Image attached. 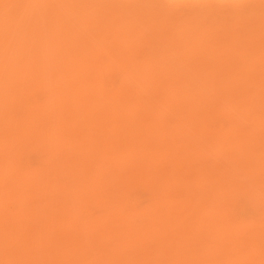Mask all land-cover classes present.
<instances>
[{
    "label": "rangeland",
    "instance_id": "rangeland-1",
    "mask_svg": "<svg viewBox=\"0 0 264 264\" xmlns=\"http://www.w3.org/2000/svg\"><path fill=\"white\" fill-rule=\"evenodd\" d=\"M136 1L129 0L130 3L133 2L132 4L126 0L110 2L115 4L113 7L122 6V4L126 7L129 4L132 5L133 11L128 12H135V6L140 8V11H144L143 8H147L146 6L152 7L146 5L148 0ZM161 1L159 8L152 7L158 10L157 13L156 11L154 14L148 13L152 18L156 16L155 14L158 16L163 14V16L160 15V18L156 16L158 20L155 18V21L152 20L154 25H151V28H149L151 23L148 22L151 18L147 14L141 15L142 17L148 16L146 18L148 23L142 18L144 25H141L140 19L137 20V17H141L133 16V14H130L131 17H127L128 20L133 19V22H127L125 16H118L119 19L115 21L111 19L112 17L115 19L114 13L111 14V17L109 11L110 16L103 18L105 11L103 6H99L95 7L97 10L94 9V13L88 17L89 20L87 18L86 22L83 21L86 26L79 18L77 20L65 12L60 16L62 20L60 18L57 19L58 21L54 20V31H51V23L47 22L49 21L48 17H44L49 11L48 7L41 10L35 4L36 6L29 7L31 9L27 8L28 18L22 20L19 18L21 15L17 14L8 20L7 18L11 17V11L7 10L17 6L20 0H0V7L3 8L2 11L0 10V17L2 16L0 18V35L2 36L0 48L5 45L3 49H0L1 52L4 50L0 54V109L2 110H0V143L4 142L5 144L3 146L0 144V148L2 147V151L0 150V154L2 153L0 155V215L3 212L0 216V264H62L65 260L71 262L70 264H250V262L251 264H264V0H253L243 4L239 0H230L232 5L229 7L223 9L212 7L213 10L210 11L206 9L209 0H204V2L201 0ZM59 3L64 5L63 1H59ZM60 4H58L59 11L62 7L65 9L67 6L65 4V7L63 5L61 7ZM162 4L169 5V7ZM3 12L7 17H4ZM40 12L41 16L39 17ZM43 14L45 15L43 16ZM190 14L191 16H189ZM36 15L38 18L35 17L33 21L32 18ZM97 17L99 19L96 24H92ZM109 17H111L110 20H108ZM39 18L41 20L43 18L45 21L42 23L43 20L41 21ZM65 18L67 21L63 20ZM191 21L192 24H189ZM99 22L105 25L107 22V28ZM112 22L113 24L110 25ZM32 24L33 26L37 24V27H32L34 30L29 31ZM39 24H41V28L38 26ZM195 24H201V28ZM26 26H29V30ZM60 26L71 29L66 31L65 37L64 33L67 29L64 30ZM81 26L84 29L80 28ZM11 27L16 31L12 29L10 31ZM92 27L95 28L93 31ZM126 27L127 29L131 28L130 33L125 31ZM60 29L64 33L60 32ZM161 29L164 31L159 32ZM75 30L78 31L75 32ZM118 30L122 32H118ZM73 31L79 33L78 36ZM24 32L26 36L22 35ZM142 32L146 33L145 38L141 34ZM9 33H13L15 36ZM60 33L63 39L58 36ZM35 35L37 38L34 37ZM124 35L127 40L123 39ZM216 35L218 41L215 40ZM93 36L94 38H92ZM67 37H69L68 41H66ZM71 37L78 38L79 41L73 40ZM95 37L99 38L96 40ZM200 37L201 39L206 38L205 41H202ZM10 38L13 39L12 43L6 44V40ZM210 39L211 43H209ZM36 40V43L41 41L44 43L40 55L32 49ZM59 41L61 45L58 43ZM163 41L167 44L166 46L164 43L162 46L161 42ZM68 42L71 44L68 45ZM52 43L59 44V47L64 46L65 50L66 47L71 48L73 45H77L74 50L82 48L81 54L73 61L76 66L75 63H71L66 67L72 66V69L64 67L63 64L68 62L65 59V54L69 56L70 51L64 50L65 54L56 55L52 52ZM21 45H28L30 50L25 47L21 48ZM193 46L198 47L196 53H194ZM236 47H239L240 50H236ZM218 48L220 49L218 50ZM17 49L22 50L20 52ZM129 49H131L130 52H128ZM186 49L189 51L187 52ZM6 53L8 57H6ZM246 53H249L248 56ZM199 54H201L200 57H198ZM236 55L243 59L241 60L240 57L238 59ZM4 56L6 58L2 59ZM24 56L27 58H23ZM167 57L170 66L166 61ZM210 57L213 58L210 60ZM62 58L63 61L60 63ZM179 58L187 59V61L183 59L185 62L183 63ZM191 58L193 62L188 61ZM150 59H152V63H150ZM161 60H163V64ZM180 61L181 64H179ZM157 62H160L161 65L159 66ZM213 62L214 64H212ZM258 62L263 64L259 63V65ZM144 63L151 64H148L151 74L146 73V67H143ZM4 64L7 66L9 64L8 69L7 66L4 68ZM142 64L143 66H141ZM137 65L141 67L139 68ZM210 65L212 67H209ZM82 66L87 69L85 70ZM193 67L195 68L193 69ZM158 68L165 70L163 76L158 74ZM169 72L176 73L171 76ZM16 74L18 77L15 76ZM63 77L68 79H63ZM2 80L4 81L2 82ZM64 80L66 81L64 82ZM28 81L31 82L23 85ZM84 81L86 83H82ZM162 82L165 84L162 85ZM74 90L76 91L73 92ZM74 98L76 101L72 100ZM56 108H58L57 111L54 110ZM115 110L117 114L114 113ZM36 113H40L44 117H39L37 121ZM45 114L47 118H45ZM48 114L51 117L53 115L55 119L58 115L59 120L57 118V121L59 122L55 125L56 127L53 125L56 120L48 118ZM68 114L70 117L75 115L73 118L75 123L70 125L69 122H66L61 125L60 118L65 120ZM32 117L36 119L34 122ZM40 120L43 121V124L40 123ZM31 122L33 123L31 124ZM46 122H50V125L47 124V126ZM35 123L39 126L38 128ZM33 124L34 127L31 126ZM40 124L42 125L40 126ZM13 127L18 128L15 129L18 131H13ZM49 131V134H52V139H49L51 136L48 134ZM20 139L25 141L23 145L20 144L23 142ZM14 142L15 144L12 145ZM103 151L107 152L106 155ZM3 154L5 157L2 156ZM103 154L105 156L109 154L110 160L106 159L108 157H102ZM101 160L102 162H100ZM9 162L11 165L8 164ZM64 162H68V164ZM3 164L5 165L3 166ZM4 177L8 179L5 180ZM216 179L223 182L218 183ZM83 183L85 185L82 186ZM8 184L10 186H7ZM15 185L17 187H14ZM110 185H112L111 188H109ZM20 188H22L21 191ZM5 196L6 198H4ZM216 199L218 202L214 203L217 201ZM58 200H61V204ZM62 205L63 207H61ZM160 209L164 210L158 211ZM32 211L34 212L32 213ZM47 212L48 214L50 212V217L45 215ZM152 213L154 218L151 217ZM44 215L46 217H43ZM158 215L160 216L156 217ZM166 215L172 218L170 219ZM151 218L155 221L153 220V222ZM202 219L203 221H201ZM44 220H47L48 223ZM168 220L173 223L176 231L173 230V226ZM160 221L163 223L162 227H160ZM197 221L199 223L194 224ZM152 222L155 224L152 225ZM167 222L168 226L171 225L169 230L166 229ZM213 222L217 224L214 225ZM90 226H95V228H91L93 231H90ZM193 228L197 230L195 231ZM220 228H222L221 231H219ZM56 229L57 231H55ZM204 230L207 232L205 233ZM217 231L219 235L216 237ZM49 233L54 235L53 241L51 240L52 235ZM155 233L158 238H155L156 236L154 238L157 241L153 238ZM62 235H64V239ZM73 236H77V238L74 237L77 243L73 242ZM211 236H215L216 239L214 240ZM21 238L25 239L24 244H22L24 240ZM159 238L162 239L159 241ZM166 238L170 241H167ZM28 239L31 240L29 243ZM54 239H58V242ZM232 241H234L233 244ZM159 243L160 245L156 248V244ZM70 246H74V248ZM26 247L27 250H25ZM62 248L63 250H61ZM51 250L52 253L55 251L50 255ZM135 251L140 254H136ZM108 252L114 255L110 257ZM77 253L81 254V257ZM41 255L43 259H41ZM91 256H95V261ZM113 256H115L114 260ZM35 257L38 262L34 259ZM97 257L100 261L104 260L100 262ZM239 259L242 263L239 262ZM31 260L33 261L31 262ZM108 260L109 262H107ZM89 261L91 262L89 263Z\"/></svg>",
    "mask_w": 264,
    "mask_h": 264
},
{
    "label": "bare ground",
    "instance_id": "bare-ground-1",
    "mask_svg": "<svg viewBox=\"0 0 264 264\" xmlns=\"http://www.w3.org/2000/svg\"><path fill=\"white\" fill-rule=\"evenodd\" d=\"M1 1H2V0H1ZM3 1H4V0H3ZM5 1H6V0H5ZM16 1H18V0H16ZM59 1H63V2H64V5H65V4L67 5L65 9L62 7L63 4H62V3L60 4ZM110 1H113V0H58V2H57V0H20V2L18 3L17 6H15L13 9L11 8V9H8V10H7V11H9V10L11 11V17L9 16L10 18H7V19L9 20V19H11V18H14V16H17V14H20V15H21L19 18L22 19V20L28 18V17H27V8H28V9H31V8H29V7H32V5H33V7L36 6V5H38V6H39V9H41V10H45L46 7H48L49 11H47V14H46V15L43 14V16L45 15L44 17H48V20H49V21H47V22H48V23H49V22L51 23V24H50V27L52 28L51 31H54V30H53L54 25H55V23H54L55 21H54V20H55V19L57 20L58 18H60V16H62V13L68 12L69 15H72V16H73L74 18H76V19L79 18V19L82 21V23L85 24V23H84V22H86L85 20H86L89 16H91V15L94 13V9H95V7L98 8L99 6H101V7L103 6V9H104V11H105V14H103V15H104L103 18H104V17H107V16H110L112 13H114V18H115V19H113L112 15H111L112 18L109 17L108 20H110V18H111L112 20H115V21H116V20L119 19L118 16H120V17H121V16H122V17L125 16V18H127V17H131L130 14H133V16H140L141 18L137 17V18H138L137 20L139 21V19H140L142 24H141L140 22H139V24L144 25L143 22H142V20L145 19L146 22H147V19H146V18L149 16V18H151V20L148 21V22L151 23V24L149 25L150 27L147 25V28H148V27L151 28V25H154V24H153L154 22H152V20L155 21V19H157L156 16H157L158 18H160V15L162 14V13H161L159 16H158L157 14H155L156 16L153 15L155 19L152 18V17H150V14H154L155 11H156V13H157L158 10H157L156 8H159V7H160L159 5H160V3H162L161 0H148V2L146 3V5H150V6H152V7H156V8H152V7L146 6L147 8H145V7L143 8V9H145L146 11H145V10H144V11H140V10H139L140 8H138V7H136L135 5H133V6H135V12H128V11H131L132 8H133L132 5L130 6V4H132L133 2L130 3L129 0H126L128 3H130L129 6H127V7H126L125 5H123V4H122V6H121V5H118L117 7H113V6H115V4L113 5V3L110 2ZM124 1H125V0H124ZM130 1H131V0H130ZM134 1L137 2L136 0H134ZM163 1H164V0H163ZM251 1H253V0H239V2H242L241 4H243V3H247V2L250 3ZM127 2H126V4H128ZM138 2H139V1H138ZM167 2H168V1H167ZM170 2H171V1H170ZM201 2H204V0H201ZM1 3H2V2H1ZM10 3H11V2H10ZM122 3H124V2H122ZM141 3H142V2H141ZM5 4H7V3H5ZM35 4H36V5H35ZM58 4H60L61 7L63 8V9L61 8L62 10L60 9V11L58 10ZM139 4H140V2H139ZM174 4H176V3H174ZM181 4H182V3H181ZM204 4H206V3H204ZM12 5H13V3H12ZM14 5H15V4H14ZM64 5H63V6H64ZM142 5H143V4H142ZM162 5H165L166 7H167V6L169 7V5H166V4H162ZM162 5H161V6H162ZM171 5H172V4H171ZM171 5H170V6H171ZM206 5H207V6H206V9H207L208 11H210V10H213V8H215V7L219 8V9H223V8L229 7V6L232 5V4L230 3V0H209V1L207 2ZM2 6H4V5L2 4ZM143 6H144V5H143ZM165 6H164V7H165ZM12 7H13V6H12ZM64 7H65V6H64ZM112 7H113V9H112ZM162 7H163V6H162ZM212 7H213V8H212ZM115 8H117V9H115ZM2 9H3V8H2ZM2 9H1V7H0V10H1V11H2ZM32 9H33V8H32ZM37 9H38V8H37ZM133 9H134V8H133ZM41 10H40V11H41ZM96 10H97V9H95V11H96ZM124 10L127 11V12L125 11V13H127V14L123 13ZM147 10H148V11H147ZM207 10H205V11H207ZM7 11H6V12H7ZM104 11H103V12H104ZM108 11H109L110 15L108 14ZM132 11H133V10H132ZM200 11H201V10H200ZM30 12H31V10H30ZM36 12H37V11H36ZM38 12H39V11H38ZM161 12H162V11H161ZM3 13H4V12H3ZM42 13H43V12H42ZM95 13H96V12H95ZM148 13H150V14L148 15ZM159 13H160V12H159ZM201 13H202V12H201ZM35 14H36V13H35ZM40 14H41V12H40L39 15H38L39 17L41 16ZM142 14H147L148 16H147V17H142V16H141ZM165 14H166V13H165ZM32 15H33V14H32ZM192 15H193V14H192ZM162 16H163V14H162ZM189 16H191V14H190ZM1 17H2V16H1ZM1 17H0V18H1ZM4 17H7V16H5V13H4ZM35 17L38 18L37 15H36V16H34V17L32 18V20H33ZM67 17H68V16H67ZM98 17H100V15H98ZM98 17H97V19H95V20L92 22V24H96L97 20L99 19ZM197 17H198V16H197ZM92 18H93V17H92ZM101 18H102V17H101ZM142 18H143V19H142ZM39 19L41 20V18H39ZM46 19H47V18H46ZM60 19L62 20V18H60ZM68 19H69V18H68ZM129 19H130V18H129ZM13 20H14V19H13ZM27 20H28V19H27ZM34 20H35V19H34ZM34 20H33V21H34ZM42 20H43V18H42ZM42 20H41V21H42ZM63 20H66V21H67V18H65V19H63ZM72 20H73V19H72ZM77 20H78V19H77ZM88 20H89V18H88ZM92 20H93V19H92ZM102 20L104 21V19H102ZM105 20H106V19H105ZM137 20H135V21H137ZM157 20H158V19H157ZM6 21H7V20H6ZM16 21H17V20H16ZM41 21H40V22H41ZM44 21H45V20H43L42 23H43ZM57 21H58V20H57ZM83 21H84V22H83ZM121 21H122V20H121ZM126 21L130 23V22H133V19H132V20H128V18H127ZM235 21H236V20H235ZM3 22H4V20H3ZM9 22H10V21H8V23H9ZM24 22H26V21H24ZM24 22H23V23H24ZM31 22H32V21H31ZM36 22H38V21H36ZM47 22H45V23H47ZM72 22H73V21H72ZM88 22H89V21H88ZM107 22H108V24H109V21H107ZM107 22H105L106 25H107ZM148 22H147V23H148ZM156 22H157V21H156ZM161 22H163V21H161ZM161 22H160V25L162 24ZM247 22H248V21H247ZM260 22H261V21H260ZM0 23H1V22H0ZM10 23H11V22H10ZM17 23H18V22H17ZM21 23H22V22H21ZM57 23H58V22H57ZM99 23H100V22H99ZM115 23H116V25H117V22H115ZM124 23H125V22H124ZM134 23H135V22H134ZM144 23H145V21H144ZM195 23H196V20H195ZM199 23H200V22H199ZM202 23H203V22H202ZM202 23H201V24H202ZM14 24H16V23H14ZM37 24H38V23H37ZM37 24H35L34 26H33V24H32L30 30L28 29L29 26H26V28H27L29 31H32V30H34L33 28H34L35 26L37 27ZM60 24H61V21H60ZM71 24H73V23H71ZM83 24H82V25H83ZM100 24L103 25L104 23L101 22ZM111 24H113V22L110 23V25H111ZM126 24H128V23H126ZM126 24H124V25L127 26ZM131 24H132V23H131ZM189 24H192V21H191V23H189ZM201 24H200V25H199V24H198V25L195 24V25H197V27L199 26V27L201 28ZM203 24H204V23H203ZM5 25H6V24H5ZM21 25H22V24H21ZM26 25H27V24H26ZM28 25H29V24H28ZM47 25H49V24H47ZM47 25H46V26H47ZM69 25H70V24H69ZM106 25L104 24L103 26H104L105 28H107ZM155 25H156V24H155ZM158 25H159V24H158ZM179 25H180V24H179ZM235 25H236V22H235ZM12 26H13V25H12ZM16 26H17V25H16ZM19 26H20V25H19ZM38 26L41 28V24H39ZM63 26L66 27V25H63ZM63 26H60V27L63 28ZM83 26H84V25H83ZM83 26H81L80 28H83V29H84ZM85 26H86V24H85ZM89 26H90V25H89ZM112 26L115 27V25H112ZM118 26H119V25H118ZM135 26H136V24H135ZM145 26H146V25H145ZM162 26H163V25H162ZM202 26H203V25H202ZM253 26H254V25H253ZM9 27H10V26H9ZM21 27L23 28V25H22ZM32 27H33V28H32ZM36 27H35V28H36ZM42 27H43V26H42ZM67 27H69V26H67ZM70 27H71V25H70ZM70 27H69L68 29H67V28H63L64 30L67 29V30H65V33H64V31H61L62 28L60 29V32H62V33L65 34L64 37L67 35V34H66V31L71 30ZM78 27H79V25H78ZM93 27H95V25H93ZM93 27H92V29H91L92 31L95 29V28L93 29ZM109 27H110V26L108 25V28H109ZM116 27H117V26H116ZM129 27H130V26H129ZM153 27H154V26H153ZM160 27H161V26H160ZM185 27H186V26H185ZM190 27H191V26H190ZM195 27H196V26H195ZM203 27H204V26H203ZM203 27H202V28H203ZM2 28H3V27H2ZM12 28H13V27H11L9 30L11 31ZM45 28H46V27H45ZM89 28H90V27H89ZM99 28H100V27H99ZM105 28H103V29H105ZM117 28H118V27H117ZM120 28L122 29V26H120ZM123 28H125V27H123ZM154 28H155V27H154ZM161 28H163V27H161ZM167 28H168V27H167ZM167 28H166V29H167ZM180 28H181V27H180ZM182 28H183V27H182ZM42 29H43V28H42ZM63 29H62V30H63ZM129 29H130V30H129ZM133 29H134V27H133ZM156 29H157V28H156ZM192 29H193V28H192ZM195 29H196V28H195ZM198 29H199V28H198ZM12 30H14V29H12ZM28 30H27V31H28ZM37 30H39V29H37ZM78 30H79V29H78ZM78 30H75V32L78 31ZM88 30H89V29H88ZM99 30H100V29H99ZM108 30H110V29H108ZM124 30H125V29H124ZM188 30H191V29H188ZM201 30H202V29H201ZM203 30H205V27H204ZM248 30H249V28H248ZM248 30H247V31H248ZM14 31H16V30H14ZM14 31H13V32H14ZM22 31H23V30H22ZM120 31H121V30H120ZM120 31L118 30V32H120ZM125 31H128V33H130V32H131V28H128V29H127V27H126V30H125ZM156 31H157V30H156ZM156 31H155V32H156ZM161 31H164V30H163V29L159 30V32H161ZM165 31H166V30H165ZM183 31H184V30H183ZM208 31H209V30H208ZM211 31H214V30L211 29ZM211 31H210V32H211ZM235 31H236V30H235ZM3 32H4V30H3ZM3 32H2V34H3ZM5 32H6V29H5ZM5 32H4V33H5ZM8 32H9V31H8ZM43 32H44V30H43ZM73 32H74V31H73ZM75 32H74V34H77V33H75ZM94 32H95V31H94ZM107 32H108V31L106 30V33H107ZM116 32H117V31H116ZM121 32H122V31H121ZM159 32H158V33H159ZM176 32L178 33L179 30L176 31ZM185 32H187V31H185ZM205 32H206V31H205ZM210 32H209V33H210ZM28 33H29V32H28ZM28 33H27V34H28ZM40 33H41V31H40ZM45 33H46V32H45ZM82 33H83V32H82ZM106 33H105V34H106ZM139 33H140V32H139ZM158 33H156V34H158ZM166 33H167V31H166ZM190 33H191V32H190ZM245 33H246V32H245ZM245 33H244V34H245ZM9 34H10V33H9ZM23 34L25 35V32L22 33V35H23ZM31 34H32V33H31ZM47 34H49V33H47ZM78 34H79V33H78ZM78 34H77V36H78ZM105 34H104V35H105ZM116 34H119V33H116ZM137 34H138V33H137ZM141 34L144 36L146 33L142 32ZM206 34H208V33H206ZM206 34H205V36H206ZM216 34H218V33H216ZM5 35H6V34H5ZM10 35L15 36V35H13V33H11ZM39 35H44V34H39ZM45 35H46V34H45ZM45 35H44V36H45ZM49 35H50V34H49ZM57 35H58V34H57ZM98 35H100V34H98ZM101 35H102V33H101ZM101 35H100V36H101ZM121 35H122V34H121ZM121 35H120V36H121ZM142 35H141V37H142ZM188 35H190V34L188 33ZM193 35H194V32H193ZM197 35H198V34H197ZM201 35H202V34H201ZM213 35H215V34H213ZM25 36H26V35H25ZM28 36H29V35H28ZM58 36H61L60 38L63 39L61 33H60V35H58ZM68 36H69V35H68ZM71 36H72V34H71ZM77 36H76V37H77ZM115 36H116V35H115ZM125 36H126V35H124L123 39L125 38ZM137 36H138V35H137ZM149 36H150V35H149ZM159 36H161V35H159ZM179 36H180V35H179ZM182 36H183V35H182ZM203 36H204V35H203ZM208 36H209V35H208ZM210 36H211V35H210ZM3 37H4V36H3ZM18 37H19V36H18ZM34 37L37 38L36 35H35ZM53 37H54V36H53ZM89 37H90V36H89ZM89 37H88V38H89ZM112 37L115 38L113 35H112ZM116 37L118 38L119 36H116ZM161 37L163 38V36H161ZM194 37H195V36H194ZM201 37H202V36H201ZM201 37H200V39H201ZM215 37H216L215 40L218 41L219 39H217V35H216ZM245 37H246V35H245ZM1 38H2V36L0 35V39H1ZM71 38H72V37H71ZM81 38H82V37H81ZM92 38H94V36H93ZM96 38H99V37H95V39H96ZM100 38H101V37H100ZM108 38H109V37H108ZM110 38H111V36H110ZM138 38H139V37H138ZM144 38H145V36H144ZM187 38H188V36H187ZM208 38H209V37H208ZM239 38H240V37H239ZM19 39H20V38H19ZM26 39H27V38H26ZM42 39H43V38H42ZM72 39H73V40L77 39V40L79 41L78 38H74V37H73ZM115 39H116V38H115ZM118 39H120V38H118ZM125 39L127 40V37H126ZM190 39H191V38H189V40H190ZM194 39H195V38H194ZM205 39H206V38H205ZM205 39L202 38L201 40H202V41H205ZM211 39H212V37H211ZM211 39H210L209 43H211ZM220 39H221V38H220ZM237 39H238V37H237ZM8 40H9V41L11 40V42H9ZM43 40H44V39H43ZM51 40H52V39H51ZM68 40H69V37H67V40H66V41H68ZM73 40H71V42L74 43ZM96 40H97V39H96ZM116 40H117V39H116ZM128 40H129V38H128ZM176 40H177V39H176ZM180 40H181V39H180ZM184 40H185V39H184ZM191 40H192V39H191ZM233 40H234V39H233ZM240 40H241V39H240ZM1 41H2V40H1ZM6 41H7V42H6ZM6 41H5L6 44H10V43H12L13 39L10 38V39H7ZM54 41H55V40H54ZM54 41H53V42H54ZM78 41H77V42H78ZM81 41H82V40H81ZM91 41H92V40H91ZM129 41H130V40H129ZM177 41H178V40H177ZM182 41H183V40H182ZM185 41H186V40H185ZM221 41H222V40H221ZM221 41H220V42H221ZM236 41H237V40H236ZM248 41H249V40H247V42H248ZM18 42H19V40H18ZM23 42H24V40H23ZM36 42H37V40L35 41V43H36ZM55 42H56V41H55ZM61 42H62V40H61ZM84 42H85V41H84ZM84 42H83V43H84ZM87 42H88V41H87ZM15 43H16V42H15ZM58 43H60V41H59ZM63 43H64V42H63ZM63 43H62V44H63ZM161 43H162V46H164V45L166 46V45H167V44H165L164 41L161 42ZM163 43H164V45H163ZM183 43H184V42H183ZM186 43H187V42H186ZM204 43H205V42H204ZM213 43H214V42H213ZM241 43H242V42H241ZM245 43H246V42H245ZM248 43H249V42H248ZM252 43H253V41H252ZM16 44H17V43H16ZM18 44H19V43H18ZM21 44H22V43H21ZM43 44H44L43 41H41V42H39V43H36V44H33V48H32V49H33L34 51H36V52L40 55V50H41V47H42ZM69 44H71V43L68 42V45H69ZM95 44H96V41H95ZM121 44H122V43H121ZM146 44H147V43H146ZM194 44H195V43H194ZM194 44H193V45H194ZM205 44H206V43H205ZM217 44H218V43H217ZM22 45H23V44H22ZM22 45H21V48H22V47H25V48H28V50H30V47H29L28 45H26V46H22ZM52 45H53V46H52ZM52 45H51L52 48H53L52 52H54L56 55H63V54H65V53H64L65 51H70L69 54L72 55V56H71V58H69L70 55L68 56V55L65 54V59H66L68 62H66L65 64H63L64 67H66V65H71V63H75V62H73V61H75V59H77L78 55L81 54V53H80V50H81L82 48H80V49L78 48V49L74 50V49L77 47V45H76V46L73 45L71 48H70V47H66V50L64 49V46L59 47V44H57V43H52ZM60 45H61V43H60ZM65 45H66V44H65ZM91 45H92V44H91ZM122 45H123V44H122ZM124 45H125V44H124ZM181 45H182V44H181ZM186 45H187V44H186ZM190 45H191V42H190L189 46H190ZM196 45H197V44H196ZM211 45H213V44H211ZM214 45H215V44H214ZM237 45H238V44H237ZM244 45H245V44H244ZM31 46H32V45H31ZM88 46H89V45H88ZM224 46L226 47V45H224ZM234 46H235V45H234ZM242 46H243V45H242ZM4 47H5V45H4ZM4 47H3V48H4ZM12 47H13V46H12ZM130 47H131V46H130ZM160 47H161V45H160ZM174 47H175V46H174ZM179 47H180V45H179ZM215 47H216V46H215ZM239 47H240V45H239ZM239 47H238V48L236 47V48H237L236 50H238ZM3 48H0V49H3ZM9 48H11V47H9ZM88 48H89V47H88ZM132 48H133V46H132ZM132 48H131V49H132ZM172 48H173V47H172ZM192 48H193V50H195L194 53H196V51H197L196 49H197L198 47H197V46H193ZM246 48H247V46H246ZM246 48L244 47V49H246ZM251 48H253V47H251ZM126 49L128 50V48H126ZM131 49H129L128 52H130ZM174 49H175V48H174ZM182 49H183V48H182ZM184 49H185V47H184ZM219 49H220V48H218V50H219ZM222 49H223V47H222ZM231 49H232V48H231ZM248 49H249V48H248ZM254 49H255V48H254ZM17 50H19V51L21 52L22 49H17ZM33 50H32V51H33ZM64 50H65V51H64ZM86 50H87V49H86ZM186 50H187V49H186ZM239 50H240V49H239ZM239 50H238V51H239ZM6 51H8V50L6 49ZM188 51H189V50H187V52H188ZM198 51H199V50H198ZM200 51H201V50H200ZM215 51H216V49H215ZM221 51H222V50H221ZM223 51H224V49H223ZM229 51H230V50H229ZM232 51H233V50H232ZM232 51H231V52H232ZM245 51H246V50H245ZM259 51H260V50H259ZM2 52H4V50H3ZM2 52L0 51V54H1ZM8 52H10V51H8ZM17 52H18V51H17ZM24 52H25V51H24ZM36 52H33V53H36ZM92 52H93V51H92ZM125 52H126V51H125ZM174 52H176V51H174ZM177 52H179V51H177ZM202 52H205V51H202ZM202 52H201V53H202ZM231 52H230V54H231ZM236 52H237V51H236ZM241 52H242V51H241ZM243 52H244V51H243ZM252 52H253V51H252ZM255 52H256V51H255ZM18 53H19V52H18ZM82 53H83V50H82ZM183 53H184V52H183ZM185 53H186V52H185ZM197 53H198V52H197ZM233 53H234V52H233ZM29 54H30V53H29ZM92 54H93V53H92ZM92 54H91V56H92ZM162 54H164V53H162ZM237 54H238V53H237ZM246 54H247V56H248L249 53H246ZM3 55H5V54H3ZM6 55H7V53H6ZM9 55H10V54H9ZM11 55H12V54H11ZM13 55H14V54H13ZM15 55H16V54H15ZM17 55H18V54H17ZM87 55H88V54H87ZM87 55H86V56H87ZM126 55H128V54H126ZM164 55H166V54H164ZM185 55H186V54H185ZM200 55H201V54H199V56H198V55H197V56L200 57ZM225 55H227V54H225ZM234 55H235V54H234ZM240 55H242V54L240 53ZM30 56H31V55H30ZM84 56H85V55H84ZM128 56H129V55H128ZM161 56H162V55H161ZM166 56H167V55H166ZM170 56H171V55H170ZM181 56H182V54H181ZM214 56H215V55H214ZM231 56H232V55H231ZM236 56H237V55H236ZM254 56H255V53H254ZM6 57H8V55H7ZM6 57L4 56V57H2V59H3V58H6ZM14 57H15V56H14ZM19 57H20V55H19ZM34 57H35V56H34ZM89 57H90V56H89ZM129 57H130V56H129ZM163 57H164V56H163ZM185 57H186V56H185ZM192 57H193V55H192ZM198 57H197V58H198ZM218 57H220V56H218ZM228 57H230V56H228ZM237 57H238V56H237ZM237 57H236V60H237ZM239 57L241 58V60L243 59L241 56H239ZM239 57H238V59H239ZM243 57H244V56H243ZM15 58H16V57H15ZM23 58H27V57L24 56ZM167 58H168V57H167ZM167 58H166V61H167V63L169 64V58H168V60H167ZM187 58H190V57H187ZM193 58H194V57H193ZM212 58H213V57H212ZM212 58L210 57L209 59L211 60ZM250 58H251V57H250ZM0 59H1V57H0ZM58 59H59V58H58ZM82 59H84V58H82ZM179 59L181 60V58H179ZM183 59H184V58H183ZM183 59L181 60L182 62H183ZM229 59H231V58H229ZM245 59H246V58H245ZM5 60H6V59H4V61H5ZM17 60H18V59H17ZM20 60H21V59H20ZM66 60H65V61H66ZM151 60H152V59H150V63H152ZM174 60H175V59H174ZM177 60H178V59H177ZM185 60L187 61V59H184V61H185ZM202 60H203V59H202ZM206 60H207V59H206ZM206 60H205V62H206ZM223 60H225V59H223ZM263 60H264V59H263ZM263 60H262V61H263ZM0 61H1V60H0ZM7 61H8V60H7ZM56 61H57V60H56ZM62 61H63V58H62V60L60 61V63H61ZM162 61H163V60H161V62H162ZM181 61H180L179 64L182 63ZM188 61H189V62L192 61V58L189 59ZM197 61H198V60H197ZM239 61H240V60H239ZM249 61H250V60H249ZM13 62H15V61H13ZM13 62H12V63H13ZM18 62H19V61H18ZM18 62H17V63H18ZM22 62L24 63V60H23ZM170 62H171V60H170ZM177 62H178V61H177ZM177 62H176V63H177ZM192 62H193V61H192ZM198 62H199V61H198ZM240 62H241V61H240ZM255 62H256V61H255ZM255 62H254V63H255ZM158 63H159V66H160L161 63H160V62H157V64H158ZM165 63H166V62H165ZM173 63H174V62H173ZM173 63H172V64H173ZM183 63H185V62H183ZM187 63H188V62H187ZM187 63H186V64H187ZM208 63H209V62H208ZM235 63H236V61H235ZM243 63H244V62H243ZM247 63H248V62H247ZM259 63H261V62H258V64H259ZM263 63H264V62H263ZM263 63H261V64H263ZM5 64H7L6 61H5ZM5 64H4V66H5L4 68H6V66H7V65H5ZM9 64H11V63H9ZM9 64H8V66H9ZM27 64H29V62H27ZM145 64H146V63H144V66H143V64H142L141 66H143L144 68L146 67L145 69H146V73H147V74H151V71H150V69L148 68L149 65H151V64L148 63L149 65L146 64V66H145ZM162 64H163V62H162ZM168 64H167V65H168ZM203 64H204V63H203ZM205 64H206V63H205ZM212 64H214V62H213ZM217 64H219V63H217ZM258 64H257V65H258ZM33 65H34V64H33ZM61 65H62V64H61ZM72 65H73V64H72ZM74 65L76 66V63H75ZM74 65H73V66H74ZM87 65H89V64H87ZM165 65H166V64H165ZM188 65H189V64H188ZM188 65H187V67H188ZM207 65H208V64H207ZM240 65H241V64H240ZM250 65H251V62H250ZM257 65H256V66H257ZM259 65H260V64H259ZM2 66H3V65H2ZM8 66H7V69H8ZM137 66H138L139 68L141 67L140 65H137ZM169 66H170V64H169ZM179 66H181V65H179ZM179 66H178V67H179ZM195 66H197V65H195ZM199 66L201 67V66H202V63H201V65H199ZM213 66H214V65H213ZM70 67H71V68H70ZM82 67H84V66H82ZM89 67H90V66H89ZM135 67H136V65H135ZM161 67H162V66H161ZM175 67H176V66H175ZM189 67H190V66H189ZM200 67H199V70H201ZM209 67H212V66L210 65ZM217 67H218V66H217ZM11 68H12V67H11ZM31 68H33L32 65H31ZM34 68H35V67H34ZM60 68L65 69V68H63V67H60ZM66 68H68V67H66ZM72 68H73L72 66H69L68 69H72ZM84 68H85V67H84ZM166 68H167V67H166ZM170 68H171V67H170ZM172 68H174V67L172 66ZM194 68H195V67H193V69H194ZM203 68H205V67H203ZM214 68H215V67H214ZM218 68H219V67H218ZM25 69H26V68H25ZM25 69H24V70H25ZM86 69H87V68H85V70H86ZM135 69L137 70V68H135ZM145 69H144V70H145ZM147 69H148V70H147ZM182 69H184V68H182ZM182 69H181V70H182ZM186 69L188 70L189 68H186ZM248 69H249V68H248ZM254 69H255V68H254ZM254 69H253V70H254ZM32 70H33V69H32ZM75 70H76V69H75ZM127 70H128V69H127ZM131 70H132V69H131ZM131 70H130V72H131ZM142 70H143V69H142ZM152 70H153V69H152ZM178 70H179V68H178ZM190 70H191V68H190ZM225 70H226V69H225ZM253 70H250V71H253ZM20 71H21V70H20ZM61 71H63V70H61ZM71 71H72V70H71ZM128 71H129V70H128ZM139 71H140V70H139ZM164 71H165V70H164L163 68H162V69H161V68H158V74H159V75L163 76V75H164V74H163ZM166 71H167V70H166ZM212 71H213V70H212ZM217 71H218V69H217ZM228 71H229V70H228ZM233 71H234V70H233ZM250 71H249V72H250ZM254 71H255V70H254ZM152 72H153V71H152ZM197 72H198V70H197ZM205 72H206V71H205ZM11 73H12V72H11ZM21 73H22V72H21ZM72 73H73V72H72ZM169 73L171 74V72H169ZM174 73H176V72H174ZM174 73H173V74H174ZM180 73H183V72H180ZM186 73H187V71H186ZM222 73H223V72H222ZM252 73H253V72H252ZM8 74H9V73H8ZM89 74H90V73H89ZM173 74H171V76H173ZM211 74H213V73H211ZM3 75H4V74H3ZM30 75H31V74H30ZM30 75H29V76H30ZM63 75H64V74H63ZM66 75H67V74H66ZM68 75H69V74H68ZM68 75H67V76H68ZM73 75H74V73H73ZM80 75H81V72H80ZM82 75H83V73H82ZM145 75H146V74H145ZM194 75H195V74H194ZM15 76H17V74H16ZM25 76H26V75H25ZM75 76H76V75H75ZM181 76H183V75H181ZM221 76H222V74H221ZM250 76H253V75L250 74ZM17 77H18V76H17ZM71 77H72V76H71ZM76 77H78V76H76ZM76 77H75V78H76ZM155 77H156V76H155ZM195 77H196V76H195ZM205 77H206V76H205ZM214 77H215V76H214ZM228 77H229V76H228ZM9 78H10V77H9ZM15 78H16V77H15ZM65 78L68 79L67 77H65ZM65 78L63 77V79H65ZM79 78H80V77H79ZM219 78H221V77H219ZM223 78H224V77H223ZM1 79H2V78H1ZM27 79H28V77H27ZM73 79H74V76H73ZM162 79H163V78H162ZM178 79H179V78H178ZM181 79H182V77H181ZM226 79H227V76H226ZM228 79H229V78H228ZM248 79H249V78H248ZM251 79H252V78H251ZM184 80H185V79H184ZM219 80H220V79H219ZM222 80H223V79H222ZM222 80H221V81H222ZM3 81H4V80H2V82H3ZM10 81H11V80H10ZM31 81H32V79H31ZM31 81L24 82L23 85H24L25 83H29V82H31ZM65 81H66V80H64V82H65ZM67 81H68V80H67ZM248 81H249V80H248ZM22 82H23V81H22ZM79 82H81V81H79ZM171 82H172V81H171ZM173 82H174V81H173ZM175 82H176V81H175ZM180 82H181V81H180ZM222 82H223V81H222ZM225 82H226V81H225ZM225 82H224V83H225ZM237 82H238V81H237ZM58 83H59V82H58ZM82 83H86V82L84 81V82H82ZM82 83H81V84H82ZM65 84H66V83H65ZM161 84L163 85V84H165V82H164V83L162 82ZM169 84H170V82H169ZM3 85H4V84H3ZM28 86H29V84H28ZM63 86H64V85H63ZM166 86H167V85H166ZM61 87H62V86H61ZM80 87H81V86H80ZM82 87H83V86H82ZM85 87H86V86H85ZM2 88H3V87H2ZM57 88H58V85H57ZM127 88H128V87H127ZM0 89H1V88H0ZM17 90H18V89H17ZM63 91H64V90H63ZM75 91H76V90H74L73 92H75ZM126 91H127V89H126ZM128 91L130 92V90H128ZM13 92H14V91H13ZM167 92H168V91H167ZM185 93H186V92H185ZM240 93H241V92H240ZM168 94H169V93H168ZM171 94H172V92H171ZM233 95H234V94H233ZM51 96H52V95H51ZM56 96H57V95H56ZM58 96H59V95H58ZM178 96H179V95H178ZM178 96H177V98H179ZM234 96H235V95H234ZM236 96H237V93H236ZM76 97H77V96H76ZM170 97H171V96H170ZM174 98H176V97H174ZM72 100H75V98L72 99ZM10 101H11V99H10ZM75 101H76V100H75ZM78 101H79V100H78ZM176 101H177V100H176ZM52 102L54 103L53 100H52ZM172 102H173V101H172ZM63 103H64V102H63ZM70 103H71V102H70ZM64 104H65V103H64ZM82 104H83V103H82ZM82 104H81V105H82ZM178 104H179V103H178ZM86 105H87V104H86ZM180 105H181V104H180ZM46 106H47V105H46ZM64 106H65V105H64ZM66 106H68V104H66ZM79 106H80V105H79ZM165 106H167V105H165ZM170 106H171V105H170ZM173 106H174V105H173ZM42 107L45 108V106H42ZM83 107H84V106H83ZM119 107H120V106H119ZM122 107H123V106H122ZM177 107H178V106H177ZM28 108H29V107H28ZM44 108H43V109H44ZM65 108L67 109V107H65ZM166 108H168V107H166ZM57 109H58V108H56V109H54V110L57 111ZM62 109L64 110V108H62ZM71 109H72V107H71ZM71 109H70V110H71ZM79 109H80V108H79ZM120 109H121V108H120ZM120 109H118V110L120 111ZM0 110H1V109H0ZM60 110H61V109H60ZM72 110H73V109H72ZM123 110H124V109H123ZM1 111H2V110H1ZM33 111H34V110H33ZM33 111H32V113H33ZM65 111H66V110H65ZM125 111H126V110H125ZM41 113H42V112H41ZM68 113H69V112H68ZM70 113H71V112H70ZM114 113L117 114V113H116V110L114 111ZM120 113H121V112H120ZM120 113H118V114H120ZM200 113H201V112H200ZM200 113H199V115H200ZM42 114H44V113H42ZM46 114H47V113H46ZM46 114H45V118H47V117H46ZM52 114H53V113H52ZM54 114H55V113H54ZM110 114L112 115V112H111ZM115 114H113V115H115ZM123 114H124V112H123ZM31 115H32V114H31ZM31 115H30V117H31ZM36 115H37V117H36L37 121H38V118H39V117H44V115L42 116V115H40V113H38V114L36 113ZM39 115H40V116H39ZM56 115H57V114H56ZM192 115L194 116V113H193ZM25 116H26V115H25ZM62 116H65V115H62ZM74 116H75V115H73V116L71 115V117H70L69 114H68L67 119L64 120L63 118H60V124L62 125V124H64V123H66V122H69L70 125H71V123H75V122H74V119H73ZM122 116H124V115H122ZM127 116H128V114H127ZM27 117H28V116H27ZM49 117H51L50 114H48V118H49ZM54 117H55V115H54ZM110 117H111V116H110ZM32 118H33L32 121L34 122L36 119H35L34 117H32ZM52 118H53V115H52L51 119H52ZM57 118H58V115H57ZM57 118H56V119L53 118V119L56 120V123L53 124L54 126L58 124L57 122H59V121H57ZM117 118H119V117H117ZM22 119H23V118H22ZM9 120H10V119H9ZM19 120H20V119H19ZM19 120H18V121H19ZM43 120H44V118H43ZM58 120H59V118H58ZM28 121H29V120H28ZM47 121H48V119H47ZM33 122H31V124H32ZM42 122H43V121L40 120V123H42ZM44 122H45V121H44ZM50 122H51V121H50ZM50 122H48V123L46 122L45 124H46V125H47V124L50 125ZM7 123H8V122H7ZM35 124H36V123H35ZM37 124L39 125V122H38ZM37 124H36V126H37ZM42 124H43V123H42ZM42 124H40V126H41ZM60 124H59V125H60ZM9 125H10V124H9ZM15 125H16V124H15ZM29 125H30V122H29ZM53 125H52V126H53ZM59 125H58V126H59ZM17 126H18V125H17ZM26 126L28 127V125H26ZM31 126L34 127V124L31 125ZM47 126H48V125H47ZM38 127H39V126H37V128H38ZM50 127H51V126H50ZM55 127H56V126H55ZM65 127H66V126H65ZM6 128H8V127H6ZM24 128H25V127H24ZM48 128H49V127H48ZM67 128H68V127H67ZM10 129H11V128H10ZM13 129H14V130H13ZM13 129H12V130L15 131V129H18V128L13 127ZM35 129H36V127H35ZM192 129H193V128H192ZM33 130H34V129H33ZM50 130H51V129H50ZM199 130H200V128H199ZM16 131H18V130H16ZM16 131H15V132H16ZM19 131H20V130H19ZM24 131H25V130H24ZM34 132H35V131H34ZM192 132H193V131H192ZM199 132H200V131H199ZM8 133H9V130H8ZM13 133H14V132H13ZM49 133H50V131L48 132V134H49ZM22 134H23V132H22ZM31 134H32V133H31ZM7 135H8V134H7ZM20 135H21V134H20ZM49 135H51L49 139H52V138H51V137H52V134H49ZM12 136H13V135H12ZM26 136H27L26 138H28V135H26ZM14 137H15V136H14ZM16 137H17V136H16ZM22 137H23V135H22ZM22 137H20V138H22ZM48 137H49V136H48ZM9 138H10V137H9ZM53 138H54V136H53ZM22 139H25V138H22ZM22 139H20V140H22ZM49 139H48V140L46 139V140L49 141ZM18 140H19V139L17 138V141H18ZM0 141H1V140H0ZM17 141H15V142H17ZM22 141H23V140H22ZM27 141H28V140H27ZM15 142H14L12 145H14ZM19 142H21V141H19ZM50 142H51V141H50ZM8 143H9V142H8ZM8 143L6 144L7 147H8ZM23 143H25V141L21 142L20 144L23 145ZM0 144H1V143H0ZM3 144H4V142H3ZM3 144H1V145L3 146ZM48 144H49V143H48ZM50 144H51V143H50ZM4 145H5V144H4ZM9 145H10V143H9ZM10 146H11V145H10ZM4 147H5V146H4ZM11 147H12V146H11ZM1 148H2V147H1ZM1 148H0V150L2 151ZM110 148H111V147H110ZM10 149H11V148H10ZM10 149H9V150H10ZM4 150H5V149H4ZM102 150H103V149H102ZM1 151H0V152H1ZM7 151H8V150H7ZM108 151H109V150H108ZM3 152H4V151H3ZM9 152H10V151H9ZM103 152H104V151H103ZM109 152L111 153V151H109ZM104 153H105V152H104ZM106 153H107V152H106ZM106 153H105V155H106ZM1 154H2V153H1ZM1 154H0V155H1ZM113 154H114V152H113ZM122 154H123V153H122ZM105 155L103 154L102 157H104V158H105V157H108V158H106V159H107V160H110V159H109V154H107V156H105ZM115 155H116V154H115ZM213 155H214V154H213ZM217 155H218V154H217ZM2 156H4V154H3ZM9 156H10V155H9ZM9 156H8V158H9ZM111 156H112V154H111ZM116 156H117V155H116ZM122 156H124V155H122ZM125 156H126V155H125ZM4 157H5V156H4ZM4 157H3V158H4ZM92 157H93V156H92ZM94 157H95V156H94ZM94 157H93V158H94ZM131 157H132V159H133V156H131ZM120 158H121V157H120ZM129 158H130V157H129ZM98 159H99V158H98ZM111 159H112V158H111ZM113 159H115V158H113ZM118 159H119V157L117 158V160H118ZM127 159H128V158H127ZM132 159H130V160H131L130 162H132ZM1 160H2V159H1ZM3 160H4V159H3ZM93 160H94V159H93ZM107 160H106V161H107ZM133 160H134V159H133ZM97 161H98V160H97ZM127 161H129V160H127ZM2 162H3V161H2ZM2 162H1V164H2ZM68 162H69V161H68ZM68 162H64V163H67V164H68ZM92 162H93V161H92ZM100 162H102V160H101ZM135 162H136V161H135ZM105 163H106V162H105ZM127 163H128V162H127ZM8 164H10V162H9ZM77 164H78V162H77ZM96 164H97V163H96ZM4 165H5V164H3V166H4ZM10 165H11V164H10ZM44 165H45V163H44ZM46 165H47V164H46ZM111 165H112V164H111ZM111 165H110V166H111ZM118 165H119V164H118ZM118 165H117V166H118ZM124 165H125V164H124ZM130 165H131V163H130ZM132 165H134V164H132ZM47 166H48V165H47ZM65 166H66V165H65ZM74 166H75V165H74ZM126 166H128V165H126ZM78 167H79V166H78ZM111 167H112V166H111ZM118 167H119V166H118ZM120 167H121V166H120ZM124 167H125V166H124ZM1 169H2V168H1ZM6 169H7V168H6ZM109 169H110V168H109ZM76 170H77V169H76ZM110 170H112V168H111ZM78 172H79V171H78ZM104 174H105V173H104ZM109 174H110V173H109V171H108V175H109ZM69 175H70V174H69ZM106 175H107V174H106ZM7 177H9V175H7ZM32 177H33V176H32ZM0 178H1V177H0ZM4 178H5V180L8 179V178L6 179V177H4ZM27 178H28V177H27ZM35 178H36V175H35ZM2 179H3V178H2ZM84 179H85V178H84ZM95 179H96V178H95ZM3 180H4V179H3ZM3 180H2V181H3ZM20 180H21V179H20ZM28 180H29V179H28ZM31 180H33V179H31ZM114 180H115V179H114ZM219 180H220V178H219ZM219 180L216 179V181H218V183H219V182H223V181H219ZM221 180H222V178H221ZM223 180H224V179H223ZM9 181H11V180L9 179ZM23 181H24V179H23ZM199 181H200V180H199ZM77 182H79V181L77 180ZM201 182H202V180H201ZM8 183H9V182H8ZM86 183H87V181H86ZM129 183H130V182H129ZM203 183H204V182H203ZM203 183H202V184H203ZM80 184H81V183H80ZM123 184H124V182H123ZM192 184H193V182H192ZM0 185H1V184H0ZM5 185H6V184H5ZM83 185H85V184L83 183L82 186H83ZM127 185H128V183H127ZM196 185H198V184H196ZM200 185H201V183H200ZM7 186H10V185L8 184ZM18 186H20V185H18ZM78 186H79V185H78ZM87 186H88V185H87ZM122 186H123V185H122ZM124 186H125V185H124ZM183 186H184V185H183ZM186 186L188 187V185H186ZM189 186H190V185H189ZM201 186H202V185H201ZM14 187H17V186L15 185ZM111 187H112V185H110L109 188H111ZM181 187H182V185H181ZM191 187H192V185H191ZM191 187H189V188H191ZM1 188H2V186H1ZM3 188H4V187H3ZM5 188H6V187H5ZM5 188H4V189H5ZM189 188H188V190H189ZM193 188H194V187H193ZM195 188H196V186H195ZM200 188H201V187H200ZM6 189H7V188H6ZM25 189H27V188H25ZM9 190H10V189H9ZM21 190H22V188H20V191H21ZM28 190H29V189H28ZM75 190H77V189H75ZM193 190H194V189H193ZM197 190H198V189H197ZM197 190H196V191H197ZM25 191H27V190H25ZM198 191H199V190H198ZM201 191H202V188H201ZM76 192H77V191H76ZM202 192H203V191H202ZM18 193H19V190H18ZM81 193H82V192H81ZM87 193H88V192H87ZM91 193H92V191H91ZM10 194H11V190H10ZM20 194H21V193H20ZM23 194H24V193H23ZM28 194H29V193H28ZM2 195H3V194H2ZM2 195H1V197H2ZM4 195H5V194H4ZM81 195H82V194H81ZM90 195H91V194H90ZM214 195H215V194H214ZM214 195H213V197H214ZM216 195H217V194H216ZM8 196H9V194H8ZM83 196H84V194H83ZM220 197H221V196H220ZM4 198H6V196H5ZM4 198H3V199H4ZM78 198H79V196H78ZM81 198H82V197H81ZM56 199H57V198H56ZM59 199H60V198H59ZM79 199H80V198H79ZM213 200H214V199H213ZM216 200H217V199H216ZM60 201H61V200H60ZM60 201L58 200V202H60ZM217 202H218V200L215 201L214 203H217ZM60 204H61V202H60ZM173 205H174V204H173ZM216 205H217V204H216ZM45 206H46V204H45ZM50 206H51V205H50ZM170 206H172V204H170ZM61 207H63V205H62ZM61 207L59 206V208H61ZM176 207H177V205H176ZM43 208H44V207H43ZM52 208L54 209V207H52ZM64 208H66V206H64ZM64 208H62V209L64 210ZM46 209H47V211H48V208H47V207H46ZM56 210H57V209H56ZM162 210H164V209H160V210H158V211H162ZM165 210H166V209H165ZM49 211H50V209H49ZM60 211H62V210H60ZM60 211H58V212H60ZM33 212H34V211H32V213H33ZM45 212H46V210H45ZM51 212H52V210H51ZM63 212H65V210H64ZM35 213H36V212H35ZM42 213H43V212H42ZM52 213H53V212H52ZM52 213H51V215H52ZM2 214H3V212H2ZM2 214H1L0 216H2ZM30 214H31V213H30ZM44 214H45V213H44ZM157 214H158V213H157ZM193 214H194V213H193ZM195 214H196V212H195ZM207 214H208V213H207ZM217 214H218V213H217ZM45 215H46V216L48 215V217H50V216H49V215H50V212H49V214H48V212H47V214H45ZM45 215H44L43 217H46ZM168 215L170 216V214H168ZM171 215H172V214H171ZM4 216H5V215H4ZM8 216H9V215H8ZM8 216H7V217H8ZM28 216H29V215H28ZM31 216H32V215H31ZM34 216H35V215H34ZM154 216H155V215H154ZM159 216H160V215H158V216H156V217H159ZM166 216H167V215H166ZM166 216H165V217H166ZM169 216H167V217H169ZM191 216H192V215H191ZM194 216H195V215H194ZM201 216H203V215H201ZM214 216H215V215H214ZM32 217H33V216H32ZM151 217H153V213L151 214ZM165 217H164V218H165ZM210 217H211V216H210ZM53 218H55V216H53ZM153 218H154V217H153ZM169 218L171 219L172 217H169ZM213 218H214V217H213ZM215 218H216V217H215ZM6 219H7V218H6ZM15 219H16V218H15ZM176 219H177V218H176ZM176 219H175V220H176ZM205 219H207V218H205ZM11 220H12V219H11ZM41 220L43 221L42 218H41ZM41 220H40V223H41ZM47 220H48V219H47ZM47 220H44V221L47 222ZM151 220H152V218H151ZM153 220H154V219H153ZM153 220H152V221H153ZM163 220H164V219H163ZM9 221H10V220H9ZM12 221H13V220H12ZM12 221H11V222H12ZM154 221H155V220H154ZM154 221H153V222H154ZM168 221H170V220H168ZM198 221H199V220H198ZM198 221H197L196 223L194 222V224H198V223H199ZM201 221H203V219H202ZM210 221H211V220H210ZM153 222H152V223H153ZM160 222H161V221H160ZM176 222H177V220H176ZM192 222H193V221H192ZM42 223H43V222H42ZM47 223H48V222H47ZM50 223H51V221H50ZM72 223H73V222H72ZM97 223H98V222H97ZM157 223H158V221H157ZM170 223H171V221H170ZM185 223H186V222H185ZM213 223H214V222H213ZM43 224H44V223H43ZM88 224H91V223H88ZM154 224H155V223H153L152 225H154ZM162 224H163V223L161 222V226H160V227H162ZM175 224H176V223H175ZM200 224H201V223H200ZM204 224H206L205 221H204ZM215 224H217V223L215 222L214 225H215ZM39 225H40V224H39ZM47 225H48V224H47ZM61 225H62V224H61ZM94 225H96V224L94 223ZM101 225H102V224H101ZM171 225L173 226V223H171ZM171 225H170V226H171ZM202 225H203V224H202ZM218 225H219V224H218ZM18 226H19V225H18ZM44 226H45V224H44ZM49 226H52V225H49ZM63 226H64V225H63ZM149 226H150V225H149ZM158 226H159V224H158ZM163 226H164V225H163ZM170 226H168V222H167V226H166L167 228H166V229L169 230V229H170V228H169ZM192 226H193V225H192ZM54 227H55V225H54ZM85 227H87V226H85ZM179 227H180V226H179ZM189 227H190V226H189ZM208 227H209V226H208ZM41 228H42V227H41ZM58 228H60V227H58ZM61 228H62V227H61ZM87 228H88V227H87ZM91 228H95V226H94V227L90 226V231H93V230H91ZM99 228H100V226H99ZM28 229H29V228H28ZM46 229H47V228H46ZM88 229H89V228H88ZM175 229H176V228H175ZM175 229H174V226H173V230H175ZM193 229H194V228H193ZM200 229H202V228H200ZM200 229H199V230H200ZM209 229H210V227H209ZM22 230H23V229H22ZM33 230H34V228H33ZM33 230H32V231H33ZM43 230H44V229H43ZM49 230H51V229H49ZM59 230H60V229H59ZM167 230H165V231H167ZM194 230L196 231L197 229H194ZM206 230H208V228H206ZM212 230H213V229H212ZM216 230H217V229H216ZM221 230H222V228H220L219 231H221ZM0 231H1V230H0ZM20 231H21V230H20ZM26 231H27V230H26ZM30 231H31V230H30ZM55 231H57V229H56ZM154 231H155V229H154ZM171 231H172V230H171ZM175 231H176V230H175ZM210 231H211V230H210ZM225 231H226V229H225ZM227 231H229V230H227ZM27 232H28V231H27ZM27 232H25V233H27ZM49 232H50V231H49ZM51 232H52V231H51ZM60 232H61V231H60ZM96 232H97V231H96ZM148 232H149V231H148ZM204 232H205V230H204ZM206 232H207V231H206ZM206 232H205V233H206ZM217 232H218V231H217ZM222 232H223V231H222ZM52 233H54V231H53ZM56 233H57V232H56ZM61 233H62V232H61ZM78 233H79V232H78ZM80 233H81V232H80ZM94 233H95V232H94ZM157 233L159 234L160 232H157ZM169 233H171V232H169ZM169 233H168V234H169ZM197 233H198V232H197ZM17 234H18V233H17ZM27 234H28V233H27ZM32 234H33V233H32ZM49 234H51V233H49ZM62 234H63V233H62ZM74 234H75V233H74ZM81 234H82V233H81ZM149 234H151V233L149 232ZM214 234H215V232H214ZM224 234H225V232H224ZM0 235H1V234H0ZM14 235H15V234H14ZM33 235H34V234H33ZM51 235H52V234H51ZM51 235H49V236H51ZM59 235H60V234H59ZM151 235H152V234H151ZM153 235H154V234H153ZM160 235H161V234H160ZM163 235H164V234H163ZM218 235H219V232L217 233L216 237H217ZM6 236H7V235H6ZM31 236H32V235H31ZM41 236H42V238H43V237H44V234L41 235ZM62 236H63V239H64V235H62ZM66 236H68V235H66ZM129 236H130V235H129ZM135 236H136V234H135ZM155 236H156V237H155ZM222 236H224V235H222ZM222 236H221V239H222ZM3 237H4V236H3ZM18 237H20V236H18ZM45 237H46V236H45ZM53 237H54V235H52L51 240L53 239ZM59 237H60V236H59ZM74 237L77 238V236H73V239H74ZM154 237H155V238H158L156 233H155V235L153 236V238H154ZM211 237H213V236H211ZM214 237H215V236H214ZM214 237H213V239L215 240L216 238H214ZM226 237H227V236H226ZM1 238H2V237H1ZM55 238H57L56 235H55ZM67 238H68V237H67ZM132 238H133V237H132ZM155 238H154V240H155ZM224 238H225V237H224ZM21 239H22V238H21ZM31 239H32V238H31ZM63 239L61 238V240H63ZM69 239H70V238H69ZM79 239H80V237H79ZM79 239H78V241H79ZM127 239H128V238H127ZM160 239H162V238H159L158 240L160 241ZM221 239H219V240H221ZM10 240H11V239H10ZM22 240H24V241L22 242V244H24L25 239H22ZM54 240H55V239H54ZM56 240H57V242H58V239H56ZM56 240H55V241H56ZM166 240H167V238H166ZM229 240H230V239H229ZM229 240H228V241H229ZM30 241H31V240L28 239V243H29ZM45 241H46V239H45ZM52 241H53V240H52ZM59 241H60V240H59ZM128 241H129V239L127 240V242H128ZM138 241H139V240H138ZM155 241H157V240H155ZM159 241H158V242H159ZM162 241H163V240H162ZM167 241H170V239L167 240ZM228 241H227V242H228ZM3 242H4V241H3ZM20 242H21V241H20ZM39 242H40V238H39ZM73 242H76L75 239L73 240ZM142 242H143V241H142ZM164 242H165V241H164ZM215 242H216V241H215ZM220 242H221V241H220ZM227 242H226V243H227ZM233 242H234V241H232V244H233ZM10 243H11V242H10ZM31 243H32V242H31ZM44 243H45V242H44ZM60 243H61V242H60ZM60 243H59V244H60ZM76 243H77V242H76ZM76 243H75V244H76ZM79 243H80V242H79ZM132 243H133V241H132ZM162 243H163V242H162ZM218 243H219V241H218ZM40 244H41V243H40ZM52 244H53V242H52ZM62 244L64 245V243H62ZM66 244H67V243H66ZM84 244H85V243H84ZM168 244H169V243H168ZM168 244H167V245H168ZM171 244H172V243H171ZM60 245H61V244H60ZM63 245H62V246H63ZM71 245H72V244H71ZM132 245H133V244H132ZM156 245H157L156 248H158V245H160V243H159V244H156ZM23 246H24V245H23ZM57 246H58V245H57ZM76 246H77V245H76ZM85 246H86V244H85ZM136 246H137V241H136ZM143 246H144V245H143ZM222 246H223V245H222ZM228 246H229V245H228ZM237 246H238V245H237ZM52 247L55 248V246H52ZM64 247L67 248L66 246H64ZM70 247L74 248V246H70ZM70 247H69V248H70ZM86 247H87V246H86ZM140 247H141V246H140ZM232 247H234V246H232ZM238 247H239V246H238ZM243 247H244V246H243ZM29 248H30V247H29ZM45 248H46V247H45ZM59 248H60V247H59ZM72 248H71V249H72ZM84 248H85V247H84ZM176 248H177V247H176ZM225 248H226V247H225ZM234 248H235V247H234ZM240 248H241V247H240ZM244 248H245V247H244ZM17 249H18V248H17ZM20 249H21V248H20ZM20 249H19V250H20ZM71 249H70V250H71ZM77 249H79L78 246H77ZM131 249H132V248H130V250H131ZM142 249H143V248H142ZM232 249H233V248H232ZM232 249H231V250H232ZM236 249H237V248H236ZM25 250H27V247H26ZM45 250H46V249H45ZM58 250H59V249H58ZM61 250H63V248H62ZM143 250H144V249H143ZM172 250H173V249H172ZM181 250H182V249H181ZM233 250H234V249H233ZM241 250H242V252H243V249H241ZM241 250H240V251H241ZM247 250H248V248H247ZM28 251H29V250H28ZM54 251H55V250H54ZM54 251H53V253H54ZM79 251H80V250H79ZM121 251L123 252L122 249H121ZM121 251H120V252H121ZM131 251H132V250H131ZM140 251H141V250H139V252H140ZM245 251H246V249H245ZM248 251H249V250H248ZM64 252H66V251H64ZM77 252H78V250H77ZM104 252H105V251H104ZM124 252H125V251H124ZM145 252H146V251H145ZM228 252H231V251H228ZM232 252H233V251H232ZM235 252H236V251H235ZM252 252H253V251H252ZM26 253H27V252H26ZM28 253H29V252H28ZM45 253H46V252H45ZM51 253H52V250H51V252H50V255H51ZM53 253H52V254H53ZM61 253H62V252H61ZM72 253H73V252H72ZM108 253H109V252H108ZM131 253H132V252H131ZM133 253H134V252H133ZM135 253H136V254H140V253H142V252L138 253V251H135ZM181 253H182V252H181ZM238 253H239V252H238ZM240 253H241V252H240ZM240 253H239V254H240ZM55 254H57V253H55ZM55 254H54V255H55ZM77 254H79V253H77ZM102 254H103V252H102ZM102 254H99V255H102ZM104 254H105V253H104ZM109 254H110V253H109ZM115 254H116V253H115ZM123 254H125V253H123ZM136 254H135V256L137 257ZM143 254H144V253H143ZM169 254H170V253H169ZM256 254H257V253H256ZM19 255H20V254H19ZM43 255H44V254H43ZM45 255H46V254H45ZM67 255H68V254H67ZM67 255H66V259H67ZM79 255H80V257H81V254H79ZM79 255H78V256H79ZM90 255H92V254H90ZM105 255H106V254H105ZM105 255H104V257H105ZM111 255H114V254H110V257H111ZM117 255H118V254H117ZM72 256H73V255H72ZM135 256H133V258H135ZM177 256H178V255H177ZM181 256H182V255H181ZM234 256H235V253H234ZM40 257H42V255H41ZM55 257H56V255H55ZM64 257H65V256H64ZM91 257H93V256H91ZM94 257H95V256H94ZM94 257H93V260L95 261V258H94ZM116 257H117V256H116ZM23 258H24V257H23ZM37 258H38V256H37ZM58 258H59V257H58ZM82 258H83V256H82ZM86 258H87V257H86ZM97 258H98V257H97ZM100 258H101V257H100ZM172 258H173V257H172ZM233 258H234V257H233ZM24 259H25V258H24ZM34 259H36V257H35ZM34 259H33V260H34ZM41 259H43V257H42ZM44 259H46V258H44ZM59 259L61 260V258H59ZM68 259H69V258H68ZM72 259H73V257H72ZM98 259H99V258H98ZM98 259H97V260H98ZM114 259H115V256H113V260H114ZM257 259H258V258H257ZM22 260H23V259H22ZM33 260H31V262H32ZM36 260H37V259H36ZM36 260H35V262H36ZM47 260H48V259H47ZM49 260H50V258H49ZM77 260H78V258H77ZM103 260H104V259H103ZM103 260H102V261H103ZM106 260H107V259H106ZM110 260H111V259H110ZM134 260L136 261V259H134ZM241 260H242V259H241ZM250 260H251V259H250ZM259 260H260V259H259ZM23 261H24V260H23ZM99 261H100V259H99ZM99 261H98V262H99ZM102 261H100V262H102ZM138 261H139V260H138ZM204 261H205V260H204ZM233 261H234V260H233ZM28 262H29V261H28ZM37 262H38V260H37ZM39 262H40V259H39ZM41 262H42V260H41ZM52 262H53V261H52ZM58 262H59V261H58ZM62 262H63V261H62ZM73 262H74V261H73ZM85 262H86V261H85ZM85 262H84V263H85ZM90 262H91V261H89V263H90ZM107 262H109V260H108ZM113 262H115V261H113ZM237 262H238V260H237ZM239 262L242 263V261H240V259H239ZM248 262H250V261H248ZM68 263L70 264L71 262H69V261L67 262V261L65 260V262H63L62 264H68ZM79 263H80V262H79ZM235 263H236V261H235ZM245 263H246V262H245ZM22 264H23V263H22ZM39 264H40V263H39ZM41 264H42V263H41ZM43 264H45V263H43ZM46 264H47V263H46ZM55 264H56V263H55ZM81 264H82V263H81ZM98 264H99V263H98ZM101 264H102V263H101ZM104 264H105V263H104ZM250 264H251V262H250ZM256 264H257V263H256Z\"/></svg>",
    "mask_w": 264,
    "mask_h": 264
}]
</instances>
